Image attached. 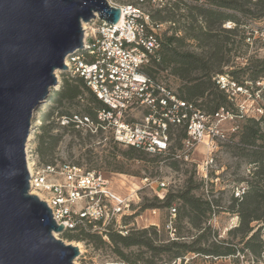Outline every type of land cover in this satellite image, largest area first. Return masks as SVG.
Wrapping results in <instances>:
<instances>
[{
    "label": "trees",
    "instance_id": "trees-1",
    "mask_svg": "<svg viewBox=\"0 0 264 264\" xmlns=\"http://www.w3.org/2000/svg\"><path fill=\"white\" fill-rule=\"evenodd\" d=\"M144 1L149 2L135 0L133 4ZM166 4L151 15L147 11L155 29H146L156 36L159 48L143 72L154 84L161 85L168 94L193 105L201 113L212 114L219 108H230L225 93L215 84L216 75L226 73L240 85L251 82L254 86V82L264 80V59L251 60L236 69L222 70V66L226 67L230 63L227 54L230 51L228 45L233 43V35H238L239 42L248 45L246 38L250 34L245 35L242 28L247 24L241 18L264 17V0H169ZM163 22L171 25L160 33L157 28ZM227 22L232 23L233 27L224 28L223 24ZM192 41L200 53L185 49ZM161 72L180 82L175 91H170L167 85L159 81ZM60 76L62 86L55 93L56 106L43 115L41 133L35 137L36 151L41 157L47 155L59 140L58 134H51L53 121L65 119L67 123L62 128L76 130L73 115H86L94 120L96 112L103 107L80 78L65 72H61ZM261 89L264 90V87ZM71 106L80 107L81 113L68 111ZM258 106L262 113L238 119L237 130L222 143L231 156L243 160L252 168L247 178L241 180L245 185L237 188L242 189V193L239 196H235V193L230 195L227 211L237 216V224L226 231L225 238L217 239V233L213 231L212 234L208 223L212 212L218 210L219 205L216 200L209 199L208 193L205 196L203 191L196 193L201 183L191 185V179L188 180L190 184L182 190L165 193L162 199L154 193L152 201L144 203L142 207L166 209L168 219L165 231L168 237L164 241L158 239L157 225L143 228L130 225L136 211L122 218V225H128L125 235L111 229L105 235H100L80 228L63 231L60 235L74 241H92L96 246L107 244L117 258L126 264H168L176 259L182 260L188 253L221 258L248 252L256 260L261 258L264 252V240L260 237V230L264 227V101ZM172 128L168 127V136ZM180 129L175 139L176 150L182 147V140L186 137L184 128ZM174 152L151 154L153 158L150 161L158 158L169 160L170 167L177 169L180 161L174 158ZM143 153L132 146L121 151L128 160L144 159L141 157ZM164 153L167 154L165 157ZM42 164L53 163L42 161ZM114 168L119 170V167ZM171 208L174 209L173 217L170 215ZM183 225L188 230L193 229L194 233H182Z\"/></svg>",
    "mask_w": 264,
    "mask_h": 264
},
{
    "label": "built area",
    "instance_id": "built-area-1",
    "mask_svg": "<svg viewBox=\"0 0 264 264\" xmlns=\"http://www.w3.org/2000/svg\"><path fill=\"white\" fill-rule=\"evenodd\" d=\"M134 1L109 3L120 9V17L115 24H106L97 16L87 24L81 23L82 47L68 56L64 61L66 69L60 72L80 78L103 107L96 112L94 120L86 115H73L74 126L94 132L109 128L116 143L139 148L149 154L166 151L168 127H183L186 137L182 140V154L175 157L186 159L188 151L196 145H203L207 152L202 162L203 176L206 177L217 142H225L230 134L224 133L221 123H230L228 130L232 133L237 130L238 119L248 116V113H262L257 101H264V90L261 89L264 80L254 82L257 89H253L245 86L251 82L240 85L226 73L216 75L215 84L225 93L230 108H219L212 114L201 113L193 105L168 94L143 72L145 65L155 57L159 42L146 29H155L148 13L136 7ZM226 28H230L229 23ZM260 35L264 40V30ZM248 98L250 106L245 101ZM140 110L144 113L139 123L127 122L135 120L133 111ZM61 121L67 123L65 119ZM28 173L30 194L34 192L46 203L52 219L57 225L62 224L63 231L80 228L105 235L111 229L121 235L126 234L128 225L121 222L123 216L130 213L126 210L130 209L131 196L120 198L112 194L102 172L60 163L31 165ZM153 182L160 190L157 196L162 199L167 187L164 181L141 180L142 187L150 189ZM241 193L242 189L237 190L235 196ZM173 213L171 208V217ZM170 235L173 236L172 233Z\"/></svg>",
    "mask_w": 264,
    "mask_h": 264
},
{
    "label": "water",
    "instance_id": "water-1",
    "mask_svg": "<svg viewBox=\"0 0 264 264\" xmlns=\"http://www.w3.org/2000/svg\"><path fill=\"white\" fill-rule=\"evenodd\" d=\"M97 16L115 24L107 0H0V264H73L80 251L54 234L62 224L30 194L25 144L32 112Z\"/></svg>",
    "mask_w": 264,
    "mask_h": 264
},
{
    "label": "rangeland",
    "instance_id": "rangeland-1",
    "mask_svg": "<svg viewBox=\"0 0 264 264\" xmlns=\"http://www.w3.org/2000/svg\"><path fill=\"white\" fill-rule=\"evenodd\" d=\"M107 1L112 4H124L130 0ZM166 1L149 0V2L147 1L148 3L144 1L135 6L142 11H149L151 15L156 9L166 4ZM241 19L247 24L242 29L245 35L250 34L249 40L246 39L249 43L248 45L245 42L240 43L238 35H233V43L228 45L230 51L227 57L230 63L227 66L229 67L222 66V70L226 68H231L230 70L236 69L238 68L237 66L242 67L251 60L264 59V40L260 35V32L264 30V17L256 19L252 18V16H246ZM227 23H229L230 27H233L232 23ZM227 23L223 24L224 28H226ZM169 25L171 24L163 22L158 31L160 33L165 31ZM185 49L200 53V49L193 41L189 42ZM60 73V71L56 72L58 84L50 88L45 102L37 106L32 112L30 134L25 144L26 158L29 159L31 165L40 166L42 161H50L56 165L67 163L102 172L103 176L108 180L107 189L112 194L120 198L131 196L129 198L130 209L126 210V212L132 214L136 211L137 214L131 219L132 222L130 224L136 228L157 225L156 229H158V239L160 241H164L168 237V233L165 231V222L168 219L167 211L162 207L152 208L147 206L145 209L142 208L144 203L151 202L154 193H158L160 190L155 182L152 183V189L147 186L142 187L141 180L144 178L151 181H156V179L162 180L167 184L165 193H174L182 190L187 184L189 185L188 180L191 179V185L201 183L196 193L203 191L204 196L205 193H208L209 199L216 200L219 205L218 210L215 209L212 212L208 223L212 229V234L213 231L217 233V239L226 237V231L237 224V216L227 211V207L230 204V195H234L237 188L245 185V182L241 180L247 178L252 168L243 160L231 156L229 150L221 142H217L216 150L211 153L212 162L207 166L206 177H204L202 162L205 160L207 152L203 145H196L188 151L186 159L175 157L177 154H182V147L179 150L175 148V139L181 131L180 127H173L171 129L169 135L171 138L169 137L167 146L169 150H166L169 152L175 151L173 154L174 158L180 161L178 168L174 169L168 164L169 162L167 161L169 160L162 161L161 158H158L150 161L153 155L143 150L142 152L144 153L143 155L141 154V157H145L144 159H125L121 151L127 150L129 146L116 143L112 138L109 128L96 130L95 132L83 128L76 130L64 129L62 128L64 125L63 121L60 119L59 121H53V130H51V134L59 135V140L47 155L41 157L36 151L35 137L41 133L40 127L43 123V115L50 112L56 106L54 103L55 93L62 86ZM158 79L162 81L161 83L164 86L167 85L170 91H175L180 84L177 79L166 75L164 72L160 73ZM248 86H252L255 89L253 84ZM242 99L240 98L239 100ZM245 101L250 106V99H245ZM260 102L257 101V104ZM67 110L72 113H75L74 111L81 113V108L76 106H71ZM143 113L144 110H140L139 112L133 111L132 115L135 120H127V122L139 123ZM251 115L255 116V113H248V116ZM124 118L126 120V116ZM220 127L227 135L231 133L228 130L230 123L222 122ZM166 155L164 153V157ZM114 167H119V170H116ZM174 205L176 204L174 203ZM252 225L255 226L256 224L253 223ZM182 227V233L189 235L194 233L193 229L188 230V227L185 225ZM55 237L61 239L66 244H80L82 252L80 251L79 256L74 259L73 264H126L117 258L107 244L96 246L92 241L69 240L60 234L55 235ZM260 237L264 240V227L260 230ZM132 250L135 251L134 249ZM168 264H264V252L261 258L257 260L248 252H244V254L237 253L233 257L221 258L197 256L188 253L182 260L176 259Z\"/></svg>",
    "mask_w": 264,
    "mask_h": 264
},
{
    "label": "bare ground",
    "instance_id": "bare-ground-1",
    "mask_svg": "<svg viewBox=\"0 0 264 264\" xmlns=\"http://www.w3.org/2000/svg\"><path fill=\"white\" fill-rule=\"evenodd\" d=\"M56 77H57V75H56ZM33 115V114H32ZM28 159V158H27ZM26 159V161H27V166H28V169H29V171H30V168H31V163L29 162V159L27 160ZM122 182V181H121ZM124 182V181H123ZM125 185V184H124ZM31 194H35L34 192H31ZM72 243V242H71ZM74 244V246H77L78 248H79V251H81L82 252V250H81V246H80V244L79 243H73ZM72 245V244H71Z\"/></svg>",
    "mask_w": 264,
    "mask_h": 264
}]
</instances>
